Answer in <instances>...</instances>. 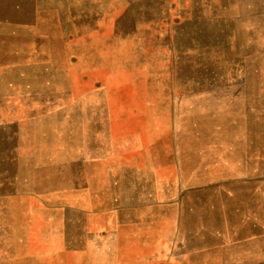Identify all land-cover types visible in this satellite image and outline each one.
<instances>
[{
	"label": "rangeland",
	"instance_id": "374dc122",
	"mask_svg": "<svg viewBox=\"0 0 264 264\" xmlns=\"http://www.w3.org/2000/svg\"><path fill=\"white\" fill-rule=\"evenodd\" d=\"M79 77L112 201L62 247L0 198V264H264V0H0V196L23 103Z\"/></svg>",
	"mask_w": 264,
	"mask_h": 264
},
{
	"label": "crops",
	"instance_id": "0c3cea01",
	"mask_svg": "<svg viewBox=\"0 0 264 264\" xmlns=\"http://www.w3.org/2000/svg\"><path fill=\"white\" fill-rule=\"evenodd\" d=\"M80 82H87L81 85L82 90ZM89 88V77H79L69 89L59 90V103H23L31 131L12 135L18 174L11 177V189L0 196L23 202L27 213L36 204L35 212L49 223L59 220L58 230L46 235L59 237L62 247L64 237L72 235L63 221L77 225L81 215L93 210L97 194L112 201L107 190L96 193L97 135ZM122 139L127 140L126 133ZM62 249L55 247L53 251Z\"/></svg>",
	"mask_w": 264,
	"mask_h": 264
}]
</instances>
